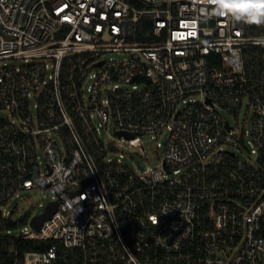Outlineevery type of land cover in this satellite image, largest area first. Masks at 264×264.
<instances>
[{
  "label": "built area",
  "instance_id": "built-area-1",
  "mask_svg": "<svg viewBox=\"0 0 264 264\" xmlns=\"http://www.w3.org/2000/svg\"><path fill=\"white\" fill-rule=\"evenodd\" d=\"M163 134L158 164L123 161ZM36 190L57 208L12 234ZM0 235L52 240L23 264H264V24L210 0H0Z\"/></svg>",
  "mask_w": 264,
  "mask_h": 264
},
{
  "label": "rangeland",
  "instance_id": "rangeland-1",
  "mask_svg": "<svg viewBox=\"0 0 264 264\" xmlns=\"http://www.w3.org/2000/svg\"><path fill=\"white\" fill-rule=\"evenodd\" d=\"M8 63L16 62L15 60H6ZM227 118L231 123H234L237 119L232 115L226 114ZM244 120L243 111H241L238 115V123L242 125ZM107 134L112 133V125L108 123L106 127ZM166 134L158 136L156 139L151 138L149 135L143 138V147L145 150V154L141 153L137 148H128L125 150V155L123 156V161L132 165V161L135 158L140 159L143 165H154L158 164L161 156H162V148H156V141L163 140ZM24 198L22 200H17L16 211L14 216H20L26 212H29L31 215L38 214L42 211L43 207L40 203H45L47 198H43L39 191H32L23 194ZM20 232L19 228L13 229L12 234H18Z\"/></svg>",
  "mask_w": 264,
  "mask_h": 264
},
{
  "label": "trees",
  "instance_id": "trees-1",
  "mask_svg": "<svg viewBox=\"0 0 264 264\" xmlns=\"http://www.w3.org/2000/svg\"><path fill=\"white\" fill-rule=\"evenodd\" d=\"M148 27V34L139 35L138 38L150 39L149 21L142 22ZM29 212L20 215L15 221H7L6 227L19 228L26 223ZM52 244L50 239L25 238L21 235H0V264H23V254L29 250H45Z\"/></svg>",
  "mask_w": 264,
  "mask_h": 264
},
{
  "label": "clouds",
  "instance_id": "clouds-1",
  "mask_svg": "<svg viewBox=\"0 0 264 264\" xmlns=\"http://www.w3.org/2000/svg\"><path fill=\"white\" fill-rule=\"evenodd\" d=\"M216 13L228 15L249 24H264V0H210Z\"/></svg>",
  "mask_w": 264,
  "mask_h": 264
},
{
  "label": "water",
  "instance_id": "water-1",
  "mask_svg": "<svg viewBox=\"0 0 264 264\" xmlns=\"http://www.w3.org/2000/svg\"><path fill=\"white\" fill-rule=\"evenodd\" d=\"M57 203L58 201H51L41 213L33 215L30 219L31 226H33L35 229H39L42 222L46 218H49L51 213L57 208Z\"/></svg>",
  "mask_w": 264,
  "mask_h": 264
}]
</instances>
